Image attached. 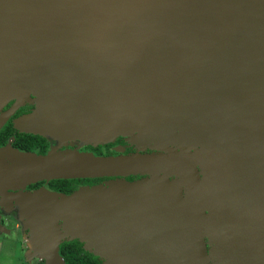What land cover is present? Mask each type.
<instances>
[{"label": "water", "instance_id": "obj_1", "mask_svg": "<svg viewBox=\"0 0 264 264\" xmlns=\"http://www.w3.org/2000/svg\"><path fill=\"white\" fill-rule=\"evenodd\" d=\"M27 94L45 131L108 144L124 130L113 120L174 112L212 143L196 137L184 157L0 147V198L16 202L42 264H65L58 247L73 240L101 264H264V215L245 229L232 214L264 189V0H0V108L14 100L0 125ZM233 173L240 187L219 195ZM84 179L108 180L24 190Z\"/></svg>", "mask_w": 264, "mask_h": 264}, {"label": "rangeland", "instance_id": "obj_2", "mask_svg": "<svg viewBox=\"0 0 264 264\" xmlns=\"http://www.w3.org/2000/svg\"><path fill=\"white\" fill-rule=\"evenodd\" d=\"M10 101L14 103V100ZM34 102V97L31 94L25 96L22 107H29L30 111L27 115L15 119L12 126L16 131L31 130L44 137L48 143V149L46 151L47 156L93 154L87 149L88 146L101 147L105 145V143H102L99 139L86 138L83 136L69 137L57 133L56 131H45L44 128L41 127L42 124L39 125L36 122L37 120L41 122L44 114H35L37 108H35ZM34 115L37 116L34 117ZM122 122L124 121L120 119L113 120L114 124L120 123L124 125L122 126L124 130L119 131L116 135H112L109 142H107L108 144H113L108 149L113 156L123 154V151H119L118 149H126L129 153H167L183 155L187 149L190 150L189 143L195 140L196 137H200L202 143L212 144L209 135L203 131L206 130L205 128L174 112L160 113L155 117H148L139 121L132 120L130 122ZM118 141L122 143L121 146L117 145ZM101 151H103V149H101ZM187 157L190 158L191 154H188ZM260 173L261 179H264V167ZM229 179L230 181L232 180L234 184H227L228 181L218 182V188H214L215 191L219 194H228L240 187V175L233 173L230 177L225 176V180ZM136 188L137 187L134 186L128 187L127 190L136 191ZM204 188L210 189L207 186ZM176 197H179L178 194H176ZM5 212V214H1L6 216V218H4L6 219L4 221L6 226H2L3 231H0V264H42L41 258L32 254L33 249H31L32 243L28 234L29 231L26 228V223L22 219L18 207L6 210ZM183 213L184 211H181L180 215L182 216ZM186 216H188L187 211H185L183 218L186 219ZM206 225V230L210 233L211 227L209 228L210 224H208V221Z\"/></svg>", "mask_w": 264, "mask_h": 264}, {"label": "trees", "instance_id": "obj_3", "mask_svg": "<svg viewBox=\"0 0 264 264\" xmlns=\"http://www.w3.org/2000/svg\"><path fill=\"white\" fill-rule=\"evenodd\" d=\"M12 131L10 125L4 126L0 130V147L7 146V140L8 137L11 136ZM112 145L113 144H105L101 147L88 146L87 149L91 151L94 156H112L113 154L107 151ZM9 146L23 152H31L36 149L37 155H45L46 149V143L42 136L28 133L15 134ZM101 149H105V152L102 153ZM126 154H128V152ZM126 179L131 181L133 177H127ZM107 180L108 179L51 180L46 183V186L49 191L68 195L76 190L77 186H92ZM58 254L65 264H101L96 257L84 251L82 245L76 240L61 243L58 247Z\"/></svg>", "mask_w": 264, "mask_h": 264}, {"label": "flooded vegetation", "instance_id": "obj_4", "mask_svg": "<svg viewBox=\"0 0 264 264\" xmlns=\"http://www.w3.org/2000/svg\"><path fill=\"white\" fill-rule=\"evenodd\" d=\"M13 104V101H8L3 107L2 109L0 110V117H2L12 106ZM30 111V108L29 107H22V106H19L16 110H14L9 116L6 117V119L4 120V122L0 125V130L4 127V126H7V125H10L11 126V129L13 130L12 133H11V136L8 137V140H7V146H9V144L12 142L13 140V137L15 134H20L22 132H19V131H16L12 124H13V121L21 116H24V115H27ZM43 139L45 140V143H46V149H45V153L48 149V143L46 141V139L43 137ZM121 142L118 141V144L119 146H121ZM110 148V147H109ZM108 148V149H109ZM108 151V150H107ZM102 153L105 152V149H103V151H101ZM109 152V151H108ZM128 151L125 149L123 150V154H126ZM30 153H35L37 154V150H32ZM129 153V152H128ZM113 156V155H112ZM129 177H133V179H131V181L133 180H137L139 178H141L140 176H129ZM127 178V177H126ZM126 178H124V180L128 181ZM131 181H128V182H131ZM80 186H84V185H80ZM41 187H44L45 189L48 190L47 186H46V183H36V184H32V185H29L27 187H25V191H33V190H37ZM79 186H77L78 188ZM261 187H257L254 189L255 191L252 192V194L243 202L241 203L240 205H238L236 208H233L232 209V214L235 215V216H240V218L236 219L235 218V221L238 222V223H243L244 225L248 224L250 220H252L254 218V212L257 211L259 208L258 204H259V200L261 199V197L263 196L262 195V192H264V189H260ZM242 190V189H241ZM7 193H10L9 190ZM220 195V194H219ZM3 204H5V207H2L0 206V224L4 227V225L6 226L5 224V220L4 218H6V216H3L1 214H5L6 210H9L8 208L11 207V205L13 203L10 202V205H8V200L7 198L4 199L3 201ZM4 206V205H3ZM252 206V207H251ZM256 206L257 207V210L253 207ZM7 207V209H6ZM249 208V210L247 211H243L244 209L246 208ZM234 221V222H235ZM245 229H248V226L245 228Z\"/></svg>", "mask_w": 264, "mask_h": 264}, {"label": "crops", "instance_id": "obj_5", "mask_svg": "<svg viewBox=\"0 0 264 264\" xmlns=\"http://www.w3.org/2000/svg\"><path fill=\"white\" fill-rule=\"evenodd\" d=\"M30 192H31V191H30ZM262 195H263V196H262L261 199L259 200V204H258V206H259L258 208H259V209L257 210V207H256V206L253 207V209L255 208V209L257 210V211L254 212V218L257 217L258 220L255 221V222H254V218H253L252 220H250L249 223L245 225L246 227L248 226V229H249V227H251V228H255V227L258 226V225L260 224V222L263 220V219H259V217H262V216L264 215V212H263V211H264V192L262 193ZM4 199H6V197L0 198V206H2V207H5V204H3ZM7 200H8V205H10V202L13 203V204L11 205V207H9L8 209H14V207H17L16 202L12 201V199L7 198ZM3 205H4V206H3ZM251 207H252V206H251ZM249 208H250V207L244 209L243 211H247V210H249ZM6 209H7V207H6ZM252 222H254V223L252 224ZM0 226L2 227L1 224H0Z\"/></svg>", "mask_w": 264, "mask_h": 264}, {"label": "bare ground", "instance_id": "obj_6", "mask_svg": "<svg viewBox=\"0 0 264 264\" xmlns=\"http://www.w3.org/2000/svg\"><path fill=\"white\" fill-rule=\"evenodd\" d=\"M49 69L52 70L51 68H49ZM61 84L66 85V83L63 82V81L61 82ZM207 122H209V123L212 124L211 121H207ZM246 148H247L246 146H245V148H243V147L241 148V152H242L241 155H242V156H246V155L248 154V149H246ZM242 156H241V157H242Z\"/></svg>", "mask_w": 264, "mask_h": 264}]
</instances>
